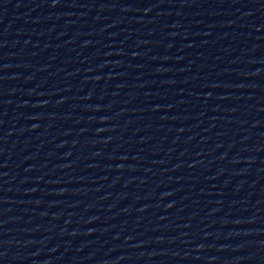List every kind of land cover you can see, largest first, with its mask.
Here are the masks:
<instances>
[{"label": "water", "instance_id": "1", "mask_svg": "<svg viewBox=\"0 0 264 264\" xmlns=\"http://www.w3.org/2000/svg\"><path fill=\"white\" fill-rule=\"evenodd\" d=\"M0 264H264V0H0Z\"/></svg>", "mask_w": 264, "mask_h": 264}]
</instances>
